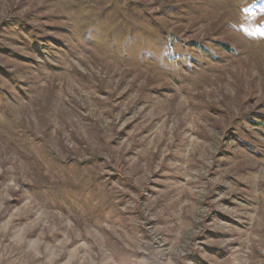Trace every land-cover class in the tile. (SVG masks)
Returning <instances> with one entry per match:
<instances>
[{"label":"rangeland","instance_id":"rangeland-1","mask_svg":"<svg viewBox=\"0 0 264 264\" xmlns=\"http://www.w3.org/2000/svg\"><path fill=\"white\" fill-rule=\"evenodd\" d=\"M257 114L264 0H0V264H264Z\"/></svg>","mask_w":264,"mask_h":264},{"label":"trees","instance_id":"trees-1","mask_svg":"<svg viewBox=\"0 0 264 264\" xmlns=\"http://www.w3.org/2000/svg\"><path fill=\"white\" fill-rule=\"evenodd\" d=\"M17 21H19V20H14V22L18 24L19 22H17ZM173 38L179 39L177 35L170 34L167 32L162 33L161 39H162V42L165 43L167 48H168L167 53L172 59H175L176 57H175V49H174V45H173V40H174ZM257 116L259 119H262L264 122V114H257ZM235 135H237V134H235ZM238 140L241 141L246 147L253 148L248 141L242 139L241 137H238ZM194 257H195V255H193L192 258H194Z\"/></svg>","mask_w":264,"mask_h":264}]
</instances>
